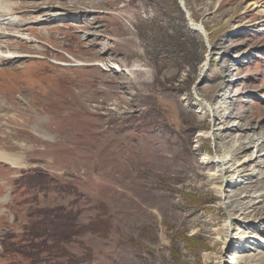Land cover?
<instances>
[{"label": "rangeland", "instance_id": "obj_1", "mask_svg": "<svg viewBox=\"0 0 264 264\" xmlns=\"http://www.w3.org/2000/svg\"><path fill=\"white\" fill-rule=\"evenodd\" d=\"M10 1L0 264H264V0H183L208 44L178 0ZM216 151L245 171L223 196Z\"/></svg>", "mask_w": 264, "mask_h": 264}, {"label": "bare ground", "instance_id": "obj_2", "mask_svg": "<svg viewBox=\"0 0 264 264\" xmlns=\"http://www.w3.org/2000/svg\"><path fill=\"white\" fill-rule=\"evenodd\" d=\"M7 6H9V11H12V2L10 0H0V23L3 22L1 20V18L3 17V13L8 9ZM192 24L195 28H199V29L203 28L199 24H196V23H192ZM205 34H206V32H205ZM207 41H208V39H207ZM0 55H2V54H0ZM26 57H30V56H26ZM208 67H209V64H208V57H207V59L205 60V62L203 63V66H202V74L203 75L208 70ZM240 129H241L240 126L238 124L234 123V124L228 126L226 128V131L230 130V131L239 132ZM222 130H223V128L222 129L218 128L217 132L220 134V132H222ZM215 133H216V131H213L212 133L210 132L209 136L211 135V137H214V138L216 137V139H217L218 136H216L217 134H215ZM43 137L45 140L53 141V138L50 136V134L44 133ZM238 137H241V136H237L236 138H238ZM257 142H259L257 139H253L251 141V143H257ZM259 144H260V142H259ZM259 144L257 143L255 147H257ZM246 150L247 149L244 147L241 148L240 154L244 153ZM236 156H237V153L234 154V152L233 153L228 152L226 154H220L219 152L216 151L213 154V156H210V157L207 156V157L203 158L202 164H204L205 167H207V168L215 167L216 170L213 173L208 174L209 175V181H210V185L212 186V188L214 190H216L218 192V194H220L222 196H223V194H225L227 189H229V187L234 184V180L237 181V180H239V178L240 179L243 178L242 173H244L245 171L240 172L242 170H239L238 169L239 166L235 165ZM19 159H20V156H18L17 154L8 153V152H5V151L0 149V161L9 164L12 167H16V166L18 167L17 160H19ZM251 161H253L252 158H247L242 162V164H240V166L243 165V167H244L248 163H250ZM244 168L246 169L247 167H244ZM242 197H245V196H242ZM240 215H241L242 219H240V216H238V217L236 216V217H231L230 221L227 222L225 233L227 235L229 243H231L235 239H239L238 236H231L232 231L236 227L237 228L240 226L245 227V225H247L248 221L253 219V217L251 216V213L247 212L246 210L241 211ZM241 237H240L241 239H245V236H241ZM258 237L256 235L255 236L252 235L249 239H254V240L258 239L259 240ZM246 243H248V242H246ZM220 264H223V262L221 261ZM235 264H239V260L235 261Z\"/></svg>", "mask_w": 264, "mask_h": 264}, {"label": "water", "instance_id": "obj_3", "mask_svg": "<svg viewBox=\"0 0 264 264\" xmlns=\"http://www.w3.org/2000/svg\"><path fill=\"white\" fill-rule=\"evenodd\" d=\"M178 1H179V4H180L182 10L184 11V13H185L186 16H187V19L190 21V15H189V13L187 12V10H186V8H185L184 1H182V0H178ZM190 24H191V26H192L196 31H198L199 33L202 34V36L204 37L206 43L208 44L207 36H206V34H205V30H204L203 28H201L202 30L199 29V28H195V27L193 26V24H192L191 21H190ZM208 61H209V58H208Z\"/></svg>", "mask_w": 264, "mask_h": 264}, {"label": "trees", "instance_id": "obj_4", "mask_svg": "<svg viewBox=\"0 0 264 264\" xmlns=\"http://www.w3.org/2000/svg\"><path fill=\"white\" fill-rule=\"evenodd\" d=\"M54 218H55V216H54ZM42 238V237H41ZM45 241V238H43V239H41V248L44 246L43 245V242ZM29 244H31V246H32V242L31 241H29L28 242ZM36 246H38V245H36Z\"/></svg>", "mask_w": 264, "mask_h": 264}]
</instances>
